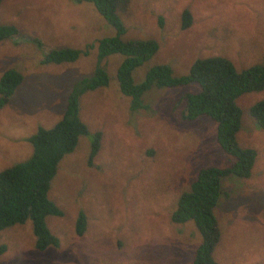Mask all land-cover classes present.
Returning a JSON list of instances; mask_svg holds the SVG:
<instances>
[{
    "label": "rangeland",
    "instance_id": "374dc122",
    "mask_svg": "<svg viewBox=\"0 0 264 264\" xmlns=\"http://www.w3.org/2000/svg\"><path fill=\"white\" fill-rule=\"evenodd\" d=\"M184 11L191 19L187 28L181 26ZM118 14L126 38L154 39L159 46L133 71L135 83L158 64L180 76L197 58L225 56L237 70L264 62V0H128ZM0 24L19 31L16 39L0 41V76L9 69L23 75L0 109V170L30 157L27 138L62 117L74 84L93 76L97 65L109 76L106 86L79 96V117L101 134L97 154L89 163L91 140L81 136L50 185L48 196L63 216L46 221L59 245L38 251L31 222L15 224L0 230L6 246L0 264H193L201 234L191 221H172V213L201 168L234 161L217 141L214 120L181 117L184 95L198 84L152 87L143 94L144 107L132 110L116 76L124 56L98 61L97 40L115 31L92 2L1 0ZM90 44L74 62L42 61L50 49ZM261 99L264 89L237 99V140L257 155L249 177L222 179L214 208L218 264H264V130L250 114ZM79 211L87 221L82 235L75 233Z\"/></svg>",
    "mask_w": 264,
    "mask_h": 264
},
{
    "label": "trees",
    "instance_id": "16d2710c",
    "mask_svg": "<svg viewBox=\"0 0 264 264\" xmlns=\"http://www.w3.org/2000/svg\"><path fill=\"white\" fill-rule=\"evenodd\" d=\"M78 1L92 2L115 31L113 36L97 40L98 61L115 53L124 56L116 76L120 92L131 98L132 110L144 107L143 94L152 87L189 83H197L200 87L184 95L181 117L186 121L201 116L214 120L217 141L223 151L234 157V161L227 167L201 168L190 189L179 196L171 219L176 223L191 221L201 234L202 241L195 249L193 264H218L213 257L220 238L214 208L221 198L222 179L231 174L239 178L249 177L257 155L253 148L241 146L237 140L242 114L237 99L243 93L264 89V62L237 70L229 58L215 55L197 58L189 71L180 76L173 73L170 65L158 64L148 69L143 81L135 83L133 71L155 54L159 48L157 41L125 37L126 28L118 10L124 8L128 0ZM190 24V15L184 11L181 26L187 28ZM18 33L14 25L0 24V41L16 39ZM93 46L90 44L83 50L70 47L50 49L42 61L55 64L74 62L81 54L87 55ZM22 80V73L16 69H9L0 76V109L9 102ZM108 82L107 71L97 65L93 76L73 85L62 117L51 127H39L27 138L32 146L30 157L0 170V230L30 221L38 251L59 245L46 221L49 216H63V210L48 196L50 185L59 163L77 147L81 136H88L91 140L89 163L97 154L101 134L91 133L79 117V96L106 86ZM250 114L264 130V99L250 106ZM86 225V216L79 211L75 233L82 235ZM5 250L6 246L0 245V255Z\"/></svg>",
    "mask_w": 264,
    "mask_h": 264
}]
</instances>
